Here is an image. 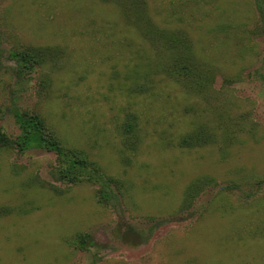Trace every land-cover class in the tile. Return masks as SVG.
Returning a JSON list of instances; mask_svg holds the SVG:
<instances>
[{
  "label": "rangeland",
  "instance_id": "374dc122",
  "mask_svg": "<svg viewBox=\"0 0 264 264\" xmlns=\"http://www.w3.org/2000/svg\"><path fill=\"white\" fill-rule=\"evenodd\" d=\"M0 34V131L38 113L104 175L0 148V264H264V0H0ZM30 45L61 55L20 76L9 53ZM184 52L209 83L162 71Z\"/></svg>",
  "mask_w": 264,
  "mask_h": 264
},
{
  "label": "trees",
  "instance_id": "16d2710c",
  "mask_svg": "<svg viewBox=\"0 0 264 264\" xmlns=\"http://www.w3.org/2000/svg\"><path fill=\"white\" fill-rule=\"evenodd\" d=\"M3 40L0 34V69L2 67L3 58ZM60 53L56 47L27 46L21 50L10 51L9 56L15 60L17 73L22 76L26 72H32L38 68L54 65L56 59L60 57ZM167 76L174 80H187L195 87L200 88L209 83V76L201 74L199 69L191 61L189 55L184 52L176 60L164 67L162 70ZM48 73V72H47ZM43 73L41 86L46 88L48 74ZM147 82L142 81L137 85L136 92H143L147 89ZM42 89V88H41ZM43 90V89H42ZM144 90V91H145ZM134 113H129L123 124V131L130 134L136 127V117ZM15 120L20 128L19 134L15 139H10L6 134L0 131V148L8 149L14 147L18 152L22 153L29 149H45L52 151L58 155L61 161L60 167L56 170V177L68 183H77L81 181H98L104 179L103 173L99 170L96 163L90 161L86 153L76 147H66L59 136L45 123L44 118L38 113H29L25 111H14ZM210 136L207 132L197 135H186L182 139V144L191 146L193 144L210 143ZM109 183L110 179L106 178ZM209 182L208 180L206 181ZM199 182L193 186H198ZM58 192V187L53 186ZM102 187L99 191L100 198L107 199L105 195L106 189ZM14 211L13 207L0 205V217L10 214ZM90 233H83L76 240L77 246L86 249L88 244H92Z\"/></svg>",
  "mask_w": 264,
  "mask_h": 264
}]
</instances>
